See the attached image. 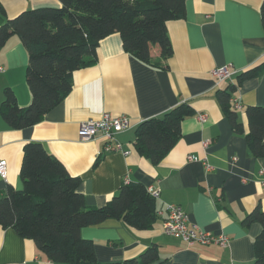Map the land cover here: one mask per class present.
Masks as SVG:
<instances>
[{
  "label": "crops",
  "instance_id": "1",
  "mask_svg": "<svg viewBox=\"0 0 264 264\" xmlns=\"http://www.w3.org/2000/svg\"><path fill=\"white\" fill-rule=\"evenodd\" d=\"M4 18L41 6H60L59 0H0ZM262 0H186L185 15L167 22L172 54L160 58L151 48L157 68L145 64L122 46L119 33L99 41L97 61L72 74L67 96L43 119L21 129L10 128L0 116V159L6 161L0 175V196L12 187L22 189V149L40 142L68 173L79 176L78 191L87 207H100L117 192L122 181H139L160 191L156 198L159 218L149 229H134L121 220L107 219L85 226L81 236L91 240L98 261L137 258L152 243L159 258L149 264H252L259 222L243 224L258 204L264 208V156L247 146L249 124L245 108L264 107V68L245 79L231 98L241 108V131H234L216 99V90L236 82V75L264 60V29L260 19ZM3 18V19H4ZM0 18V23L3 21ZM28 53L15 35L0 49V102L10 87L20 106L31 96L25 82ZM227 66L234 73L218 83L211 71ZM187 102L194 114L181 122V137L165 157L152 164L134 148L135 128L143 120L162 115ZM127 115L131 127L116 135L121 152H104L103 139L83 140L79 123L100 113ZM205 113V121L197 114ZM209 140L204 146L203 141ZM195 157L188 160L187 156ZM98 159L96 164L95 160ZM205 163L210 165L206 169ZM180 205L190 224L212 234L225 233L229 244L188 246L163 232L166 205ZM0 264H55L40 252L33 240L0 226Z\"/></svg>",
  "mask_w": 264,
  "mask_h": 264
},
{
  "label": "trees",
  "instance_id": "2",
  "mask_svg": "<svg viewBox=\"0 0 264 264\" xmlns=\"http://www.w3.org/2000/svg\"><path fill=\"white\" fill-rule=\"evenodd\" d=\"M60 6H41L4 18L0 3V49L15 35L28 53L25 82L30 102L20 106L10 87L3 90L0 116L10 128L21 129L40 122L44 115L70 92L75 70L97 61L99 41L119 33L123 49L137 60L162 67L153 60L151 48L158 46L160 58L172 54L167 22L185 15L186 0H59ZM264 29V0L260 5ZM264 60L236 75V82L215 92L224 115L234 131H241L237 109L230 101L245 79L256 76ZM249 132L246 142L251 153L264 156V107L247 106ZM194 114L187 102L171 107L160 116L141 121L135 128L133 145L137 153L158 164L181 137V122ZM22 189L12 187L0 196V226L33 240L37 249L55 264H149L158 260L156 244H150L137 258L98 261L91 240L81 236L85 226L107 219L128 226L149 229L159 218L156 198L139 181H122L117 192L100 207H87L78 191L79 176L43 145L29 141L22 149ZM97 158L94 162L98 161ZM259 222L254 239L252 264H264V208L258 204L243 219L244 225Z\"/></svg>",
  "mask_w": 264,
  "mask_h": 264
},
{
  "label": "built area",
  "instance_id": "3",
  "mask_svg": "<svg viewBox=\"0 0 264 264\" xmlns=\"http://www.w3.org/2000/svg\"><path fill=\"white\" fill-rule=\"evenodd\" d=\"M1 69V68H0ZM234 73L227 66L218 67L211 71V75L215 77L218 83L223 82ZM233 108L239 110L241 108L236 98L230 99ZM197 118L202 122L206 119L205 113L197 114ZM131 120L127 115H113L108 112L100 113L97 118L89 117L79 123L78 136L83 140H91L94 138L103 139V151L114 152L118 151L124 155L128 154L127 150H123L121 144L116 140V135L129 129ZM209 140H204L203 145H208ZM188 160L195 159L194 156L188 155ZM206 169H210V165L205 163ZM6 161L0 159V175L5 177ZM147 190L155 198L159 197L160 191L152 185L147 186ZM163 232L166 235L173 236L184 241L188 246L195 244H216L221 247H226L229 244V236L225 233L212 234L198 228L194 224H190L187 219V214L183 208L175 203L166 205V216L163 219Z\"/></svg>",
  "mask_w": 264,
  "mask_h": 264
},
{
  "label": "rangeland",
  "instance_id": "4",
  "mask_svg": "<svg viewBox=\"0 0 264 264\" xmlns=\"http://www.w3.org/2000/svg\"><path fill=\"white\" fill-rule=\"evenodd\" d=\"M158 48V46H156Z\"/></svg>",
  "mask_w": 264,
  "mask_h": 264
}]
</instances>
